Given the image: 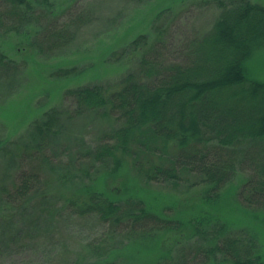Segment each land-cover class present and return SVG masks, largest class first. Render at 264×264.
<instances>
[{"label": "trees", "instance_id": "trees-1", "mask_svg": "<svg viewBox=\"0 0 264 264\" xmlns=\"http://www.w3.org/2000/svg\"><path fill=\"white\" fill-rule=\"evenodd\" d=\"M217 3L212 27L189 41L183 60L166 58L154 23L161 11L154 37L140 32L110 53L114 62L139 54L118 80L68 89L73 107L54 106L0 137V256L29 239L54 242L77 217L104 230L73 252L62 244L58 264H264V79L248 68L264 48V2ZM62 10L54 0H0V36H22L35 54L53 56L88 20L77 12L57 22ZM19 66L0 48L1 78H16ZM89 116L110 124L93 146L77 126ZM123 169L113 187L106 176ZM156 183L200 189L188 209L154 194ZM236 210L246 218L228 230ZM137 238L149 243L130 246Z\"/></svg>", "mask_w": 264, "mask_h": 264}, {"label": "rangeland", "instance_id": "rangeland-1", "mask_svg": "<svg viewBox=\"0 0 264 264\" xmlns=\"http://www.w3.org/2000/svg\"><path fill=\"white\" fill-rule=\"evenodd\" d=\"M54 1L59 9H64L58 14L57 22L67 23L70 20L69 13L77 16V12L87 16L88 20L77 24L79 30L76 40L53 56L35 54L22 36H0V48L3 53L20 65L16 70L18 71L16 78L0 77V137L2 138L21 132L33 120L41 118L54 106L73 107L74 99L71 96L65 97V91L68 89L98 82L108 84L118 80L128 69L133 68L134 64L130 56H135L137 60L139 54L132 53L118 62L110 60L109 55L112 51L122 49L138 33L149 32V36L154 37L155 30L152 28L161 25L164 32L159 35V39L166 58L169 62L180 61L184 59L187 50L185 48L189 41L205 34L220 13L217 0ZM251 1L264 2V0ZM161 11H164V16L159 22H154L155 25L152 27L153 20ZM73 65H79L80 71L84 69L85 72L81 75L61 78L52 75L60 67ZM248 68L252 75L264 79V48L254 52L248 61ZM10 81H12L11 87L7 85ZM90 117L77 122V126L88 144L93 146L110 124L99 120L93 121ZM121 173H124V169L118 175L106 176L109 177L113 187L121 186L123 179ZM63 182L66 181L60 180V183ZM239 182L240 179L235 178L232 182L233 186ZM189 184L173 187L156 183L150 184L149 187L154 194L164 195L169 200L172 198L169 195H173L176 199H184L183 207L189 209L187 205H190L189 202L193 203L190 198L195 197L194 193L200 189L199 185ZM171 210L174 211V208ZM188 211L190 213V210ZM237 215L246 218L242 211H234L226 219L230 222L228 230L231 228L234 230V227L235 230L238 229L236 228L239 227L238 224L234 225L238 219ZM220 221L225 222V218L222 216ZM103 230V225L97 224L92 219L83 220L75 217L72 224L63 227L61 233H56L54 242L53 239L46 238L24 241L25 244L12 246L11 249L4 251L0 256V264H58L61 253L66 248L62 244H67L73 252L79 242L98 237ZM160 235L163 234L157 232L150 238L156 240ZM148 239H134L130 246L135 241L149 243ZM260 241L264 252V242ZM133 248L139 246L134 245Z\"/></svg>", "mask_w": 264, "mask_h": 264}]
</instances>
